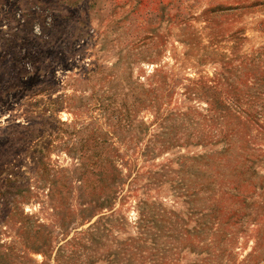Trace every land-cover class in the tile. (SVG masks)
<instances>
[{"label": "rangeland", "instance_id": "1", "mask_svg": "<svg viewBox=\"0 0 264 264\" xmlns=\"http://www.w3.org/2000/svg\"><path fill=\"white\" fill-rule=\"evenodd\" d=\"M0 264H264V0H0Z\"/></svg>", "mask_w": 264, "mask_h": 264}]
</instances>
